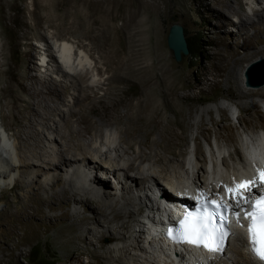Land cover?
Here are the masks:
<instances>
[{"label":"bare ground","instance_id":"bare-ground-1","mask_svg":"<svg viewBox=\"0 0 264 264\" xmlns=\"http://www.w3.org/2000/svg\"><path fill=\"white\" fill-rule=\"evenodd\" d=\"M57 1L31 0V13H36L34 4L40 3L51 10ZM200 1L203 15L214 30H222L226 36L236 39L235 45L245 52L248 48L262 44L257 52L259 58H264V0H249L248 4L245 2L246 8L240 0ZM8 2L10 0H0V9ZM88 3L94 1L63 0L54 10H62L64 14L70 11L75 15L79 4L84 7ZM140 3L144 17L159 6L157 0ZM162 4L165 10V0H162ZM178 12L183 13L182 10ZM4 15L0 13V19ZM90 26H93V22ZM248 28L252 31L248 32ZM44 36L41 34L39 37L44 39ZM54 36L58 38L53 45L48 42L44 43L45 46L37 45L40 47L39 63L35 62L29 68L38 67L39 72L25 74L22 71L18 74L16 69L0 70V82L4 83L0 85V95L4 96L8 87L17 84L25 93L19 98L25 101L24 107L29 108L32 114L24 117V125L15 133L10 132V122L0 119V142H5V135L8 139L12 137L15 150L11 162L0 157V177L13 179L12 172H18L20 177L10 180L11 188L17 192L16 199L5 202L6 207L0 210V259L5 256L9 259L20 243L28 242L26 238L20 237L10 242L13 231L18 228L24 232L33 224V217L42 219L50 216L61 217L65 222L57 230V234L61 235H55L60 248L64 250H69L71 240L68 235L76 226L85 236L88 235L89 241L97 239L100 246L103 245L100 240L102 235L112 239L103 254L90 253L95 260L86 264H99L100 257L104 259V264H262L246 249L248 240L239 229L226 243L223 253H211L181 244L171 248L169 243L158 237L161 230L158 223L166 227L178 217L174 209L176 205L186 208L188 202L193 203L189 199L196 194H218L221 190L228 194L226 189L233 186L234 182L258 177L259 172L264 170V82L248 85L245 76L247 65L240 72L228 75L230 61H239L237 49L228 50L227 45L221 42L222 48L211 53L208 69L211 77L207 83L208 86L216 84L225 77L226 82L234 84L236 91L230 92L229 96L236 101L228 104L219 102L215 107L223 119L226 118V107L233 113L237 112L235 117L242 132L236 136L223 135L219 127L213 132L211 141L210 132H205L201 118L188 121V125L194 124L196 128V134L192 137L194 147L183 159H179L166 154L174 153L166 143L169 139L177 144L183 140V126L177 116L183 111L182 101L193 95L176 93L177 89L183 88L182 84L178 85L173 79L154 80L148 75L153 66L132 63L127 57L121 66V78L137 79L141 84L144 83L146 91L135 104L125 106L120 117L125 126L111 127L108 131H103L93 122L80 126L86 120L83 112L76 111L72 105L68 106L66 112L61 108L65 100L64 93L69 88L65 82L72 81L71 101L74 105L80 99L77 90L80 91L82 81L90 76L94 78L99 69L92 62L88 49L75 46L70 37ZM239 38L241 41L237 40ZM103 39L104 44L114 45L112 37L103 36ZM114 51L125 53L123 48H114ZM24 54L27 62L35 57L30 50ZM7 71L10 75L6 78L3 75ZM24 77L29 78L28 85L23 82ZM100 82L104 81L99 80L97 83ZM156 98L160 102L155 103ZM210 110V106L203 107L199 116L209 114ZM167 111L174 117L163 116ZM242 111H252L249 116L258 114L260 121L252 122V117L244 116ZM56 115L59 120H55ZM110 116L115 122L118 121L113 114ZM209 120L212 124L216 123L212 118ZM130 127L140 131L139 139L132 140ZM147 130L157 132L159 138H152L147 143ZM198 135L202 136L206 145L203 149ZM116 139L118 141L115 143ZM233 141L237 146L234 150L229 148ZM203 150L205 155L202 158ZM67 166H73L70 174L65 172L64 167ZM58 169L65 172L63 179L60 173L53 174ZM94 169L97 171L93 172ZM48 171L52 174L40 180V174H49ZM55 180H59V188L54 190L51 188ZM108 180L120 185L121 192L117 198L106 187L100 188L102 184L106 186ZM259 189L258 184L251 195H258ZM53 203L61 210L58 216L48 213L53 210ZM41 205H45L47 210L42 209ZM86 211L90 214H86ZM124 216L128 219L117 221ZM85 223H91L93 227ZM99 225L105 228L98 230ZM32 226L34 235L43 234L46 237L47 227L42 222ZM122 229L128 233L127 236ZM83 234L80 233L79 238H83ZM82 252L77 250L78 260ZM175 252H178L177 257L173 256Z\"/></svg>","mask_w":264,"mask_h":264},{"label":"rangeland","instance_id":"rangeland-1","mask_svg":"<svg viewBox=\"0 0 264 264\" xmlns=\"http://www.w3.org/2000/svg\"><path fill=\"white\" fill-rule=\"evenodd\" d=\"M62 1L58 0L51 10L44 8L40 3L38 5L34 4L35 15L31 13V0H10L8 5L5 4L2 10L0 9V13L5 14L4 18L0 19V70L10 68L16 69L15 71L18 74L22 71L25 74L37 73L39 72L38 67L30 69L29 66L35 64V62L39 63V46H45L44 43L47 42L53 45L56 38H58L54 35L70 37L75 46L79 45L89 50L92 62L99 69L94 78L90 76V78L82 81L80 91L77 90L80 99L74 105L71 101V95H73L72 81L66 80L65 82L69 85V88L64 93L65 100L61 108L66 112L68 106L72 105L76 111L83 112L86 120L80 126L93 122L103 131H108L111 127L123 128L125 126L122 118H120L125 106L135 104L146 91L143 86L144 83L141 84L137 79L121 78V66L125 64V59L128 57V60L132 63L153 66V70L148 73L152 79L158 81L173 79L178 85H183V88L177 89L176 93L193 95L190 99L184 100L185 102L182 101L183 111L177 116V120L183 126V140L180 144L172 139L167 141L168 149L174 152L173 154L167 152L168 156L174 155L179 159H183L186 153L192 150L190 148L191 146L194 147L192 137L196 134V128L194 124L188 125L187 122H193L197 118L202 119L205 132H210L211 141L213 132L219 127L223 135L236 136L242 132L240 123L235 117L237 112L233 113L225 106L226 118L223 119L215 107L219 102L226 104L235 102V98H231L229 93L235 92L236 89L232 82L225 81V77L219 83L208 86L207 79L211 77L208 71L209 62L211 61L210 55L222 48L221 42L227 45L226 49L228 50L237 49L239 61H230L227 72L230 76L233 72H240L243 67L248 66L252 61L261 59L257 50L263 46L262 44L248 48L246 52L239 49L234 42L236 39L226 36L222 30L218 32L212 28L211 22L203 15V4L200 0H165V10L162 0H157L159 6L156 10L147 13V20L144 17L145 13L140 3L144 0H93L94 3H88L84 7L79 4L75 15L70 11L64 14L62 10H60L62 13L54 10L58 7V3ZM240 1L246 8L245 2L248 4L249 0ZM179 10H182L183 13H179ZM92 22L93 28L90 26ZM172 24L180 25L186 40L196 44V58L187 52L182 54L179 60H175L173 52L167 46L166 41ZM247 31L251 32L252 29L248 28ZM41 34L45 35L44 39H40ZM103 36L112 37L114 45L104 44ZM237 40L241 41V38ZM125 46L126 48H124ZM114 48H123L125 53H116ZM27 50L35 55L30 62L25 60L24 53ZM161 65L165 67H161ZM8 75H10L9 71L4 73L3 76L7 78ZM89 75L90 73L87 77ZM72 79L76 80V78ZM99 80L104 82L97 83ZM23 82L28 85L29 78L24 77ZM3 84L0 82V85ZM24 94L19 86L13 83L12 87L6 89L4 96L0 95V119L1 121L10 122L11 133H15L18 128L24 125L25 116L32 115L30 109L24 107L25 101L19 98V95ZM157 102H160L159 98H156L155 103ZM206 106L211 107L210 113H203L202 116H199V111ZM188 110L189 114H187ZM262 110L264 115V108ZM251 112L242 111V114L246 117H252V122L258 123L257 121H260L258 114L249 116ZM112 114L118 121L113 120V117L110 116ZM163 116L174 117L170 111L164 113ZM54 118L59 120L57 115ZM209 118L214 119L216 123L212 124ZM73 119L74 117L71 118V126L75 125ZM132 127L129 128V131L132 132V140L135 141L141 137V133ZM93 130L94 128L91 129V131ZM145 133L147 143L152 138H159L155 131L147 130ZM86 136L89 135L86 134ZM198 140L202 149L205 148L206 145L202 136L198 135ZM117 141L118 139L115 140V143ZM236 147L234 141L230 143L229 148L234 150ZM143 148L145 147L143 146ZM201 154L203 158L205 155L204 150ZM0 157L3 160H8V162L14 159L15 150L12 137L8 139L5 135V142L3 144L0 142ZM72 167H64L65 172L70 174ZM96 171V169L93 170V172ZM57 172L61 174L63 179L65 172L58 169L53 174ZM47 173L49 174H40L39 179L43 181L48 175L52 174L51 171ZM11 177H13V179H10L11 181L20 178L18 172H12ZM10 180L8 177H0L1 211L7 205L5 202L15 200L17 196V192L11 188L12 183ZM119 186L108 180L106 186L102 184L100 188L106 187L114 194V198H117L121 192ZM57 188H59V180L54 181L51 189L55 190ZM52 205L54 206L53 210H49L48 213L58 216L61 210L57 208L55 203ZM41 208L47 210L45 205H41ZM86 214H90L89 211H86ZM126 219L128 218L124 216L117 221L120 222ZM41 222L47 227L46 237L43 234L36 236L31 230L33 224L36 225ZM32 223L24 232H21L18 228L15 232L13 231L10 242H15L18 237L20 239L26 238L28 242L20 243L17 249L14 250L12 257L7 259V256H5L4 259H0V264H86L95 260L90 256V253L101 255L112 242V239L107 235H102L100 240L103 245L100 246L97 239L93 238L92 241H89L88 235L85 236L80 231V227L76 226V229L68 235L71 246L69 250H64L59 246V239H55V235L56 237L61 235L57 234V230L65 223L63 218L48 216L41 219L33 217ZM85 225L93 227L91 223H85ZM103 227L99 225L97 229L102 230L105 228ZM122 232L126 236L128 235L125 230ZM80 233L83 234V238H79ZM77 250L84 251L79 256L80 260H78ZM67 254L73 257L67 256ZM104 263V259L100 257L99 264Z\"/></svg>","mask_w":264,"mask_h":264},{"label":"snow or ice","instance_id":"snow-or-ice-1","mask_svg":"<svg viewBox=\"0 0 264 264\" xmlns=\"http://www.w3.org/2000/svg\"><path fill=\"white\" fill-rule=\"evenodd\" d=\"M258 184L264 185V170L259 172L258 177L240 180L228 187L226 192L230 203L209 201L207 198L202 203L198 201L194 211L185 212L178 226L168 230L169 238L178 244L223 253L229 236L235 235L227 226V217L222 215V210L231 208L241 227L245 226L241 214L247 221L249 250L264 264V192L251 195Z\"/></svg>","mask_w":264,"mask_h":264},{"label":"water","instance_id":"water-1","mask_svg":"<svg viewBox=\"0 0 264 264\" xmlns=\"http://www.w3.org/2000/svg\"><path fill=\"white\" fill-rule=\"evenodd\" d=\"M167 46L172 50L175 60L187 53L185 38L180 25L172 24L167 34ZM248 85H259L264 82V58L251 62L245 70Z\"/></svg>","mask_w":264,"mask_h":264},{"label":"trees","instance_id":"trees-1","mask_svg":"<svg viewBox=\"0 0 264 264\" xmlns=\"http://www.w3.org/2000/svg\"><path fill=\"white\" fill-rule=\"evenodd\" d=\"M185 38V37H184ZM185 43H186V48H187V52L191 55H193L194 58L197 57V55L195 54L197 46L195 43L192 42H188L185 38Z\"/></svg>","mask_w":264,"mask_h":264}]
</instances>
